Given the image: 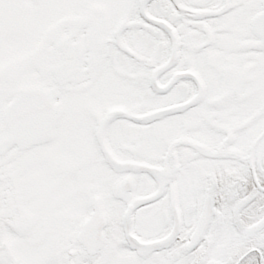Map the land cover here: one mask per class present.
Listing matches in <instances>:
<instances>
[{"label":"snow or ice","instance_id":"obj_1","mask_svg":"<svg viewBox=\"0 0 264 264\" xmlns=\"http://www.w3.org/2000/svg\"><path fill=\"white\" fill-rule=\"evenodd\" d=\"M0 264H264V0H0Z\"/></svg>","mask_w":264,"mask_h":264}]
</instances>
